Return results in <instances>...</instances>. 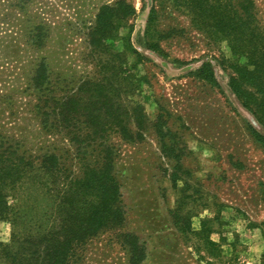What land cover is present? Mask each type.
Here are the masks:
<instances>
[{"label": "rangeland", "instance_id": "1", "mask_svg": "<svg viewBox=\"0 0 264 264\" xmlns=\"http://www.w3.org/2000/svg\"><path fill=\"white\" fill-rule=\"evenodd\" d=\"M117 1L36 0L29 8L33 14L38 7L51 22L48 60L54 78L67 79L63 85L72 88L97 73L86 34L99 8ZM248 1L126 0L136 13L108 44L136 78L137 90L128 100L141 104L146 121L126 135L105 138L113 151L118 213H107L103 230L75 249L74 264H264V146L253 135L256 130L264 136V121L229 88L233 66L245 59L233 55L216 27L236 13L245 19L252 13L264 28V0H251L253 8ZM206 62L219 87L193 75ZM8 74L7 65L0 68L2 95L18 83ZM24 97L15 95L9 106L7 97L0 98V130L21 144L35 168L40 155L59 156L51 187L53 194L64 195L81 177L89 178V166L102 163L99 149L65 141V131L49 137L31 118ZM160 115L164 145L154 129ZM49 193L26 182L15 195L36 198L44 213L53 203ZM16 200L10 198V205ZM13 230L1 219L0 243L9 244Z\"/></svg>", "mask_w": 264, "mask_h": 264}, {"label": "trees", "instance_id": "2", "mask_svg": "<svg viewBox=\"0 0 264 264\" xmlns=\"http://www.w3.org/2000/svg\"><path fill=\"white\" fill-rule=\"evenodd\" d=\"M35 4L36 0H0V68L7 65L9 80L18 82L10 85L7 95H2L0 89V98L7 97L9 106L8 101L12 99V104L15 95L26 96L22 98L26 102L24 106L29 107L31 118L49 137L53 138L55 131H65V141L80 148L99 149L97 158L102 163L98 167L89 166L85 172L90 174L89 178L81 177L75 186L66 188L64 195H56L51 186L55 184L59 156L46 152L40 155L35 168L21 144L0 130V220L7 218L14 228L11 242L0 243V263L74 264L75 249L103 230L107 213H118L115 205L119 189L112 175L113 151L105 138L112 134L126 135L132 126H142L143 120L146 121L141 104L128 100L134 94L132 91L137 90L136 78L128 75L126 59L108 44L117 36L121 24L136 11L126 0L99 8L86 34L98 71L69 88L63 85L67 79L63 76L55 79L52 74L47 52L53 40L51 22L38 7L35 13L29 12ZM248 5L253 8L251 0ZM13 9L16 15L12 14ZM245 13L249 15V6L245 7ZM154 15L153 9L149 23ZM216 27L221 28L219 33L229 42L233 55L245 59L244 64L233 66L229 88L243 107L264 121V28L252 13L247 19L236 13L231 22H221ZM124 41L136 54L127 38ZM193 75L212 86H220L210 62ZM127 100L130 105L126 104ZM164 125L160 115L154 129L163 145L167 137ZM253 135L264 146V136L256 130ZM26 182L42 189L47 187L50 192L53 203L44 213H40L36 198L27 201L15 195ZM10 198L17 200L10 205Z\"/></svg>", "mask_w": 264, "mask_h": 264}]
</instances>
